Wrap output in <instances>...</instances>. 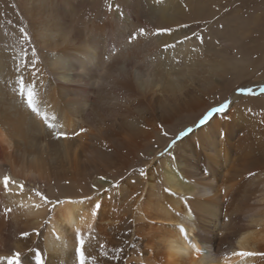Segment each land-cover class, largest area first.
Returning <instances> with one entry per match:
<instances>
[{
    "label": "bare ground",
    "instance_id": "6f19581e",
    "mask_svg": "<svg viewBox=\"0 0 264 264\" xmlns=\"http://www.w3.org/2000/svg\"><path fill=\"white\" fill-rule=\"evenodd\" d=\"M13 3L17 19L0 17V264H119L106 251L123 226L130 264H264V74H249L242 26L196 35L208 0ZM228 67L242 84L207 109ZM95 240L103 261L82 252Z\"/></svg>",
    "mask_w": 264,
    "mask_h": 264
},
{
    "label": "rangeland",
    "instance_id": "374dc122",
    "mask_svg": "<svg viewBox=\"0 0 264 264\" xmlns=\"http://www.w3.org/2000/svg\"><path fill=\"white\" fill-rule=\"evenodd\" d=\"M208 1H209V8L207 10V13H205L206 15L208 14L207 15L208 17L204 16L202 20H198L194 23V25L196 26L194 33L196 35L201 34L202 36H204L205 34L211 35L213 32H215L214 29V25H215L218 26L219 29L223 32L222 33L223 36H226L227 32L232 26L235 29L234 31H236L237 25H241L242 30H241V36H238L239 39L238 46H241L240 48L242 49L244 56H246L251 62L253 61L251 65L252 66L254 65L253 66L254 68L250 70V72L252 73L249 74L255 77L262 76L264 74V0H211L212 2L210 0ZM0 4L2 6V9L4 10L3 11L1 9L2 11L0 13V17L3 20H7L9 18L8 21H10V19L11 21L13 20L15 21L17 19L15 17L18 16V13L15 10V8L11 9L14 4L13 0H0ZM6 5L7 6L9 5L8 7H10V9L6 7ZM216 18L218 20H216ZM215 21H218L219 23L216 25ZM18 25L19 23L17 24V26ZM233 72H234L233 69L230 68L226 73H224L221 79L224 88L220 89L210 97L211 100L210 103H208L207 109L212 108L213 106L219 104L220 102H224L227 99V97H229V94L232 91L234 92L237 91L238 88L241 86L242 83H239L241 81L235 80V77H233L232 75ZM242 80L251 81L252 78L246 76L245 79ZM232 82H238L239 84L238 83L231 84ZM245 95L249 97H253L248 94ZM206 110H203V112ZM195 118L192 120V122L196 120ZM178 120H180V118ZM183 127L184 125L181 126V128ZM160 134H162V136L168 135L170 134V130L164 129V131H161ZM175 134L176 133H173V135ZM109 188L110 187L108 186L106 188V191H108L107 189ZM110 199L116 205V207H114V209L116 208L115 211H119L125 205L124 201L126 200L124 198H110ZM120 206L122 207L120 208ZM130 233L131 232L128 230L127 226H123L121 227V231L119 230L117 236H115L116 238L112 241V243H110V247L107 249L106 254L111 255L110 253L111 250V252L115 254L114 255V258L116 259L115 263L130 264L129 261L127 262L123 258V252L126 249V247L127 248L138 247L131 241L135 239V237ZM12 239H13L12 235L9 234L8 240L6 242V249L8 251H13ZM130 241L132 242V244ZM96 242H97L96 240L93 241L91 248H86V246L82 245L81 247L82 252L85 253L87 257L92 258L93 256L98 260L103 261L102 259L103 254H105V252L101 250L103 244L101 242L100 244L102 245L99 244L98 246Z\"/></svg>",
    "mask_w": 264,
    "mask_h": 264
},
{
    "label": "snow or ice",
    "instance_id": "6c2138e0",
    "mask_svg": "<svg viewBox=\"0 0 264 264\" xmlns=\"http://www.w3.org/2000/svg\"><path fill=\"white\" fill-rule=\"evenodd\" d=\"M3 180H4L5 187H7L8 183H9V177L8 176H4ZM20 187H21V189L23 188L22 185ZM253 254H255V253L254 252H250V251H238V252L235 253V255L240 256V257H247V256H251ZM261 255H264V254H261Z\"/></svg>",
    "mask_w": 264,
    "mask_h": 264
}]
</instances>
